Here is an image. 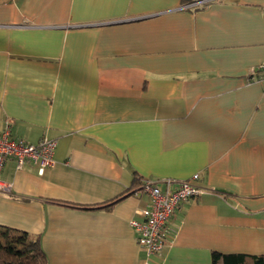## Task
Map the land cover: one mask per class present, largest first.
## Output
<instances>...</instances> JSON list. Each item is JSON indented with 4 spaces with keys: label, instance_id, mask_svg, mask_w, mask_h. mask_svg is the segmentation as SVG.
<instances>
[{
    "label": "crops",
    "instance_id": "obj_1",
    "mask_svg": "<svg viewBox=\"0 0 264 264\" xmlns=\"http://www.w3.org/2000/svg\"><path fill=\"white\" fill-rule=\"evenodd\" d=\"M264 0H0V131L56 142L0 171V227L47 264H211L264 255ZM197 174L160 255L130 221L142 179ZM110 209H82L122 194Z\"/></svg>",
    "mask_w": 264,
    "mask_h": 264
},
{
    "label": "built area",
    "instance_id": "obj_2",
    "mask_svg": "<svg viewBox=\"0 0 264 264\" xmlns=\"http://www.w3.org/2000/svg\"><path fill=\"white\" fill-rule=\"evenodd\" d=\"M205 0L196 2L201 6ZM257 71L264 72V63ZM11 121H7L0 131V171L7 160H13L15 169L20 170L24 164L36 165L37 174L42 175L54 165L56 142L42 137L37 143L30 144L12 135ZM198 175L194 174L185 180L164 179L152 181L142 179L140 192L149 199L147 208L140 211L141 220L130 221L138 247L147 255H160L168 244V221L184 202L208 192L197 184ZM0 181V190H5Z\"/></svg>",
    "mask_w": 264,
    "mask_h": 264
},
{
    "label": "trees",
    "instance_id": "obj_3",
    "mask_svg": "<svg viewBox=\"0 0 264 264\" xmlns=\"http://www.w3.org/2000/svg\"><path fill=\"white\" fill-rule=\"evenodd\" d=\"M197 1L200 0H182V4L198 7L196 5ZM138 181H140L139 177L134 175L131 186L122 194L101 203L78 207L82 209H110L119 200L133 195L140 184ZM0 264H47L46 257L39 244V237L24 232L12 234L11 230L0 227ZM211 264H264V255L214 252L212 253Z\"/></svg>",
    "mask_w": 264,
    "mask_h": 264
},
{
    "label": "bare ground",
    "instance_id": "obj_4",
    "mask_svg": "<svg viewBox=\"0 0 264 264\" xmlns=\"http://www.w3.org/2000/svg\"><path fill=\"white\" fill-rule=\"evenodd\" d=\"M194 2V1H193Z\"/></svg>",
    "mask_w": 264,
    "mask_h": 264
}]
</instances>
